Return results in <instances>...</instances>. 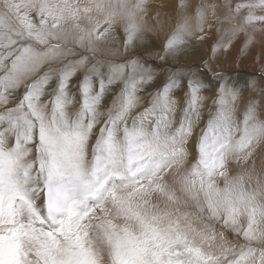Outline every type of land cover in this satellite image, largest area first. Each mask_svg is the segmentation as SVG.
Returning a JSON list of instances; mask_svg holds the SVG:
<instances>
[{"label": "snow or ice", "instance_id": "6c2138e0", "mask_svg": "<svg viewBox=\"0 0 264 264\" xmlns=\"http://www.w3.org/2000/svg\"><path fill=\"white\" fill-rule=\"evenodd\" d=\"M192 7L164 52L193 19L205 50L165 65L136 50L143 0H0V264H264V65L221 58L260 63L264 0L211 43Z\"/></svg>", "mask_w": 264, "mask_h": 264}, {"label": "rangeland", "instance_id": "374dc122", "mask_svg": "<svg viewBox=\"0 0 264 264\" xmlns=\"http://www.w3.org/2000/svg\"><path fill=\"white\" fill-rule=\"evenodd\" d=\"M149 2L153 3L154 0H150ZM233 2L231 3V5H235L238 2V0H233ZM177 3H178V0H173V4L167 5L168 7L166 6V8L164 9L165 11L163 10V14H165V17L168 18L169 22L167 21L165 23V26H164V24H162L163 22L161 21L162 19H160V21H158V27L160 26V28L158 29V32L160 35L158 37L156 35L153 36L155 33H153V32L150 33V31L146 30L144 27V24L141 26L142 28H141L140 33H139V38L136 41V49L140 48L141 46H144L143 42L146 43V45H145V47H146L150 42H152L156 39H159V37L161 38L162 36H164L161 32L162 31L161 28H163V26H164V28L166 27L167 32H171L172 30H175L177 23L182 18V15L179 14L180 9L176 8ZM184 3L186 5V7L183 10H185V12L187 11L186 16H192V14H193V7L192 6L193 5H195V6H203L204 4L205 5H215V11H213L212 8H208L206 10V19H205V23L203 25V28H204V32L208 34V37H211L213 39L217 38L218 35L224 34L225 29L230 27V24L224 19V13H226L227 9H228V4H229L228 0L227 1L226 0H184ZM132 4H135V3L133 2ZM145 5H143V11H142L143 13L144 12L146 13V11L148 10V7H147L148 5L146 3H145ZM146 7H147V9H146ZM257 11L259 14H264V12H260V10H257ZM142 12L140 14H142ZM150 14L151 13H146V14H144V17H150L149 16ZM190 23L193 26L191 32L194 31L195 34L194 35H187L186 34V36H185V48H191V51L193 48L200 50L199 45H202V43L200 41L196 40V36H199L200 33L195 29L194 19L191 20ZM118 27L119 26L117 24L114 25V31H113L114 39L111 41V47L113 49H118V54H120V55H130L132 53L133 49L130 48L128 50H125V48L123 47V40H124L125 32H124V30L122 31L120 27L119 28ZM253 28L255 29V35L257 36L258 40L261 36H264V24L251 25V26H249V31H252ZM216 29H219L220 32L217 33ZM238 47H239V43H237L232 48L235 51H237ZM259 47H260V45L257 44L256 48L250 49V51L246 55L242 56L243 61H244V65H245L242 68V71L244 73H251L253 71V69H255L258 72L259 68L262 65H264V57H262L259 64H252L249 66V61H251L253 59L252 53L257 52L259 50ZM256 149H258L259 151L263 150L261 148H256ZM256 153L257 152L255 151L253 157L255 155H257ZM252 161H254V159H252Z\"/></svg>", "mask_w": 264, "mask_h": 264}, {"label": "bare ground", "instance_id": "6f19581e", "mask_svg": "<svg viewBox=\"0 0 264 264\" xmlns=\"http://www.w3.org/2000/svg\"><path fill=\"white\" fill-rule=\"evenodd\" d=\"M149 1L150 0H143V3H144L143 5H145V3L148 5L147 6L148 7V10L146 11V13H151L149 15L151 18L150 17H144V14H146V13L145 12L144 13L142 12V14H139L138 23L141 26L144 24V27H145L146 30L150 31V33L151 32L155 33L153 36L156 35L158 37L160 35L159 32H158V29L160 28V26L158 27V21H160V19H162L161 21L163 23L162 22L161 23L164 24V26H165V23L168 21V18L165 17V14H163V10L166 8L167 5L173 4V0H154L153 3L149 2ZM228 1H229L228 6H229L233 2V0H228ZM129 2L130 3H133V2L136 3V0H129ZM147 7H146V9H147ZM186 12H185V10H180V13L179 14L182 15V17H183V16H186V14H187ZM117 25L121 28L122 31L124 30V26L122 24H119L118 23ZM164 26H163V28H161L162 29L161 32H162L163 35L165 34V32L167 33V29H166V27L164 28ZM143 44H144V46L146 45V43H144V42H143ZM257 148H261L263 150H261V151H259L258 149L255 150L257 152L256 153L257 155H255L254 157L252 156L250 158V160L248 162V166L251 167L254 164L256 166L257 170L259 171L260 170V167H261V164H264V143H261L260 146L257 147ZM252 159H254V161H252Z\"/></svg>", "mask_w": 264, "mask_h": 264}, {"label": "clouds", "instance_id": "9594fccd", "mask_svg": "<svg viewBox=\"0 0 264 264\" xmlns=\"http://www.w3.org/2000/svg\"><path fill=\"white\" fill-rule=\"evenodd\" d=\"M173 32H174V30H172L171 32H167L161 38L150 42L146 47L141 46L140 48H138L136 50L137 51H143L144 49L151 48L152 51L159 52L161 57H162V60L157 61V62L158 63H164L165 65H174V64L182 63V62L186 61L188 56H190V54H191V48H185V43H184V45L181 46V50L175 54H166L164 52V45H165L167 39L170 37V35ZM194 34L195 33L193 31V32H191L190 35H194ZM212 39L213 38H211V37L209 38V43H211ZM196 40L199 41L198 36H196ZM199 47H200V52L203 53L205 50V45L202 44V45H199ZM224 56H227L228 59H233V58L239 57L240 59L243 60L242 56H240V54L237 51H235L233 48H231L228 53L223 54L221 58H223ZM252 58H253V55H252ZM244 74L248 75L250 73H244ZM209 104H211V101L207 100L206 106Z\"/></svg>", "mask_w": 264, "mask_h": 264}]
</instances>
